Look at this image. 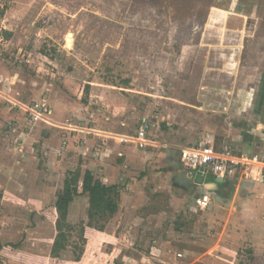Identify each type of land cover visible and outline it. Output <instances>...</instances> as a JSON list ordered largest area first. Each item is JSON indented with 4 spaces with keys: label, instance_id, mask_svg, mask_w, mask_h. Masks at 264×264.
Masks as SVG:
<instances>
[{
    "label": "rangeland",
    "instance_id": "374dc122",
    "mask_svg": "<svg viewBox=\"0 0 264 264\" xmlns=\"http://www.w3.org/2000/svg\"><path fill=\"white\" fill-rule=\"evenodd\" d=\"M0 65L15 90H62L87 131L110 124L131 140L146 123L151 134L154 125L191 129L198 112L178 102L193 104L200 90L217 88V71L226 90H256L264 0H0ZM132 178L122 187L127 193ZM147 187L144 200L95 219L92 232L82 230L88 204L76 199L54 264H264V207L217 203L199 211L193 200L172 206L167 194ZM59 193L56 183L29 205V192H12L11 203L0 204V242L50 259L57 232L41 212Z\"/></svg>",
    "mask_w": 264,
    "mask_h": 264
},
{
    "label": "crops",
    "instance_id": "0c3cea01",
    "mask_svg": "<svg viewBox=\"0 0 264 264\" xmlns=\"http://www.w3.org/2000/svg\"><path fill=\"white\" fill-rule=\"evenodd\" d=\"M237 30L242 33L241 28ZM220 72L224 71H217V88H203L193 104L178 102L183 109L198 112V124L193 123L191 129L176 123L154 125L152 134L147 129V145L140 148L135 141L138 130L131 140L115 132L110 124L104 128L98 122L87 131L79 124L78 104L64 98L62 90H15L11 71L0 65V204H10V194L16 190L29 192L30 197L24 200L32 205L40 200L42 190L57 183L61 191L67 174L81 169L83 174L89 171L104 185L118 189V213L137 196L144 200L151 184L153 193L167 194L172 206H184L193 200L197 210L206 211L196 207L195 199L209 195L208 209L217 203L247 210L264 207L260 181L222 179L190 171L180 160V151L186 147L207 144L226 149L218 142L236 145L235 151L263 156L259 152L264 148V73L258 78L256 90L246 91L226 90L220 85L225 81ZM34 103L47 105L51 113L36 123L30 120L28 125L23 115L26 117ZM85 131L92 136L86 139ZM81 139H85V145ZM130 177L135 182L127 193L122 187ZM77 199H84L89 207L88 197Z\"/></svg>",
    "mask_w": 264,
    "mask_h": 264
},
{
    "label": "trees",
    "instance_id": "16d2710c",
    "mask_svg": "<svg viewBox=\"0 0 264 264\" xmlns=\"http://www.w3.org/2000/svg\"><path fill=\"white\" fill-rule=\"evenodd\" d=\"M88 197L89 224L82 228L84 231L92 232V223L95 219L105 220L114 217L119 210L118 189L108 187L96 180L91 172L84 174L81 169L71 171L67 174L63 188L60 191L54 205L45 207L41 215L52 223L57 232L55 242L52 245L50 259L44 256L26 253L20 250L18 244L0 242V264L13 261L21 264H54V259L60 258L61 252L66 248L67 236L65 229H69L67 217L70 206L75 199Z\"/></svg>",
    "mask_w": 264,
    "mask_h": 264
},
{
    "label": "built area",
    "instance_id": "2783aa9c",
    "mask_svg": "<svg viewBox=\"0 0 264 264\" xmlns=\"http://www.w3.org/2000/svg\"><path fill=\"white\" fill-rule=\"evenodd\" d=\"M26 112L33 123L51 113L49 107L43 104H33ZM147 129L146 123L135 135V141L140 148L147 145ZM180 160L183 167L190 171L210 174L222 179L264 182V156L250 151L239 152L228 148L218 150L212 145L192 146L180 151ZM210 204L209 195H201L195 199V205L200 210H207Z\"/></svg>",
    "mask_w": 264,
    "mask_h": 264
},
{
    "label": "bare ground",
    "instance_id": "6f19581e",
    "mask_svg": "<svg viewBox=\"0 0 264 264\" xmlns=\"http://www.w3.org/2000/svg\"><path fill=\"white\" fill-rule=\"evenodd\" d=\"M74 36V35H73ZM72 35L70 34L69 35V37H68V46H70L71 45V43H72ZM67 45V44H66Z\"/></svg>",
    "mask_w": 264,
    "mask_h": 264
},
{
    "label": "water",
    "instance_id": "95a60500",
    "mask_svg": "<svg viewBox=\"0 0 264 264\" xmlns=\"http://www.w3.org/2000/svg\"><path fill=\"white\" fill-rule=\"evenodd\" d=\"M229 16H231V14H229Z\"/></svg>",
    "mask_w": 264,
    "mask_h": 264
}]
</instances>
